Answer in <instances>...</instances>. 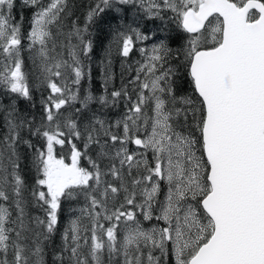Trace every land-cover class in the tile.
<instances>
[{
    "label": "snow or ice",
    "instance_id": "obj_1",
    "mask_svg": "<svg viewBox=\"0 0 264 264\" xmlns=\"http://www.w3.org/2000/svg\"><path fill=\"white\" fill-rule=\"evenodd\" d=\"M16 3L0 0V86L33 101L27 50L47 95L38 123L15 102L3 110L0 264H46L62 203L81 197L52 264H264V0H96L67 31L69 0H22L35 9L27 33ZM125 6L175 25L183 43L173 49L166 27L157 37L119 25L125 58L154 41L139 48L143 63L119 89L108 93L104 71V94L81 93L88 26Z\"/></svg>",
    "mask_w": 264,
    "mask_h": 264
},
{
    "label": "trees",
    "instance_id": "obj_2",
    "mask_svg": "<svg viewBox=\"0 0 264 264\" xmlns=\"http://www.w3.org/2000/svg\"><path fill=\"white\" fill-rule=\"evenodd\" d=\"M96 0H69V6L71 9V14L67 17L65 24V31L69 30L73 21L77 23L78 26L83 28L86 22L87 12L90 7H94ZM35 11L33 8L22 7V0H17L15 13L23 16V31L27 33L30 28L32 14ZM131 24L133 27H139L142 32L152 35L156 33L159 37L162 35L159 29L166 27L169 35V44L173 49L178 48L183 43V33L176 30L175 25L167 24L165 22L156 19L148 20L144 18L142 11L131 6H125L124 11L116 13L115 11L109 10L95 18V22L88 26V36L92 40V52L90 53V58L85 59V72L86 78L82 81L81 93L85 90L91 91L94 95L99 96L104 94V75L103 72H109L112 76V80L108 84L107 91L110 93L113 89H119L122 82L127 83L130 76L135 75V70L138 67V62L144 61V57L141 56L139 52L140 47H151L153 40L145 41L143 44H137L135 49L130 53L129 57L125 58L120 55V45L114 40V29L119 25ZM27 45V41L24 42ZM110 50L111 54L108 55ZM32 54L27 50L22 52V58L24 60V71L28 75V80L32 88L33 101L30 103L23 100L22 98L16 97L14 94L7 93L3 86H0V135H3L7 129L4 126L3 120V110L9 105H13L15 102V107L17 113L20 115L27 114L30 117H35L38 123L41 118L42 108H41V97L47 95L46 90L39 86V82L36 79L38 72L33 65V60L31 58ZM131 68V71H129ZM103 70V71H102ZM181 92H186L189 90V85L185 80L180 86ZM35 104V107H32ZM92 111H97L99 105L93 104L90 106ZM67 111H71L68 109ZM108 118L110 120H115L118 118L120 112L123 111V107L112 108L106 110ZM22 136L24 139H31L34 144H39L40 141L35 137H29L27 129L22 131ZM79 143V142H77ZM83 147L82 145H80ZM59 150V146H57ZM19 152L21 154V168L22 175L27 183L31 186L34 183L35 173L31 168V150L25 145L20 144ZM67 154H70L68 152ZM94 154V153H93ZM70 162V161H68ZM82 166L87 167V161H82ZM83 197L77 201H64L62 203V208L59 212V224L57 231L51 242L47 244L45 261L46 264H52V249H58L61 244V234L68 224L69 220L74 216H78L80 213L78 208L83 205ZM75 210V211H74ZM28 211L31 215L43 216L44 213L38 209L29 207Z\"/></svg>",
    "mask_w": 264,
    "mask_h": 264
},
{
    "label": "rangeland",
    "instance_id": "obj_3",
    "mask_svg": "<svg viewBox=\"0 0 264 264\" xmlns=\"http://www.w3.org/2000/svg\"><path fill=\"white\" fill-rule=\"evenodd\" d=\"M44 2L46 3L47 2V0H44ZM149 48H150V46H149ZM142 63V62H141ZM79 209V208H78ZM78 211V210H77Z\"/></svg>",
    "mask_w": 264,
    "mask_h": 264
}]
</instances>
